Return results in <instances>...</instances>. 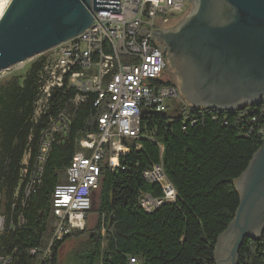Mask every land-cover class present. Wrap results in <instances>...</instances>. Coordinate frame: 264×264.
Listing matches in <instances>:
<instances>
[{
	"label": "trees",
	"instance_id": "1",
	"mask_svg": "<svg viewBox=\"0 0 264 264\" xmlns=\"http://www.w3.org/2000/svg\"><path fill=\"white\" fill-rule=\"evenodd\" d=\"M46 57L0 80L1 264H60L64 243L84 235V253L73 264H131V257L142 264H215L217 237L240 203L237 180L264 143V99L232 110L190 101L166 111L145 107L140 135L119 166L102 165L88 211L97 215L94 228L51 242L54 189L68 181L78 138L97 131L106 105L95 104V92L75 105L76 90L57 88L39 107ZM63 112L71 115L68 128L52 131L54 121H66ZM158 163L176 196L147 210L141 194L164 196L161 185L144 176ZM238 264H264V232L245 239Z\"/></svg>",
	"mask_w": 264,
	"mask_h": 264
},
{
	"label": "built area",
	"instance_id": "2",
	"mask_svg": "<svg viewBox=\"0 0 264 264\" xmlns=\"http://www.w3.org/2000/svg\"><path fill=\"white\" fill-rule=\"evenodd\" d=\"M99 1L102 8L95 11L88 28L47 50L50 53L44 52L47 57L41 72L39 107L42 108L43 101L57 88L76 90L72 101L75 105L92 92L97 94L95 104L106 105L98 117L97 131H88L78 138V148L67 168L68 181L58 183L54 189L56 220L51 242L86 227L102 165L119 166L120 156L140 135L136 113L145 107L168 110L181 97L178 87L166 82L165 54L153 31L179 21L189 12L191 1ZM109 41H116V49H109ZM63 115L66 121H54L52 131H66L71 115L66 112ZM48 146L49 141L45 140L43 151ZM144 176L160 184L164 192L162 198L141 194V204L147 210L164 199L175 198L176 189L162 164L145 169ZM130 263L142 264L133 257Z\"/></svg>",
	"mask_w": 264,
	"mask_h": 264
},
{
	"label": "water",
	"instance_id": "3",
	"mask_svg": "<svg viewBox=\"0 0 264 264\" xmlns=\"http://www.w3.org/2000/svg\"><path fill=\"white\" fill-rule=\"evenodd\" d=\"M174 27L157 28L194 105L232 110L264 99V0H190ZM99 0H10L0 17V72L88 28ZM240 203L219 234L215 264H238L246 238L264 232V143L237 180Z\"/></svg>",
	"mask_w": 264,
	"mask_h": 264
},
{
	"label": "rangeland",
	"instance_id": "4",
	"mask_svg": "<svg viewBox=\"0 0 264 264\" xmlns=\"http://www.w3.org/2000/svg\"><path fill=\"white\" fill-rule=\"evenodd\" d=\"M47 52L50 53V51H47ZM42 54H45V53H42ZM39 55H36L35 57L29 58V59H27L23 62H20L16 65H13L8 69L2 70L0 72V80L11 76V74H13V73L24 72L27 69V67L29 66L30 62ZM177 84L181 85V81L179 79H177ZM182 101L188 102V100L186 99L183 92H182L181 97H179V99H176L173 101V104L176 106V104H179L180 102L182 103ZM175 106H171L170 109L173 110ZM96 221H97V215L94 213H91L88 216V222H87V226L85 228H87V229L94 228V226L96 225ZM1 222L2 221L0 219V225H1ZM86 238H87V235L81 236L80 238L72 237V238L68 239L64 243V245L60 251V264H73V261L75 262V260L77 259V255L78 254L82 255L84 253V251H83L84 248H80V245H82L83 241H85ZM0 264H1V262H0Z\"/></svg>",
	"mask_w": 264,
	"mask_h": 264
},
{
	"label": "flooded vegetation",
	"instance_id": "5",
	"mask_svg": "<svg viewBox=\"0 0 264 264\" xmlns=\"http://www.w3.org/2000/svg\"><path fill=\"white\" fill-rule=\"evenodd\" d=\"M192 8H193V5H192V3H191V7H190L189 12L192 10ZM189 12H188V13H189ZM188 13H187V14H188ZM184 16H185V15H184ZM184 16H183V17H184ZM179 20H180V19H179ZM177 23H178V21L175 22V23H172V24H170V25H168V26H164V27H162V28L174 27ZM156 41H157V44L159 45V47L163 50V52H164V54H165V58H166V67H165V70H164V76H165V78H166L167 81H168V80L172 81L173 84L176 85V86L178 87L179 92H180V94L182 95V92H181V85H178V84H177V79H179V80L182 82V77H181V75L177 72V70H176V68L174 67V65L172 64V62H171V58H170V56L168 55V51H167L166 49H164L165 44H164L161 40H159V39H157V38H156Z\"/></svg>",
	"mask_w": 264,
	"mask_h": 264
},
{
	"label": "bare ground",
	"instance_id": "6",
	"mask_svg": "<svg viewBox=\"0 0 264 264\" xmlns=\"http://www.w3.org/2000/svg\"><path fill=\"white\" fill-rule=\"evenodd\" d=\"M10 0H0V17L3 14L6 6L8 5ZM94 16H95V12H94ZM109 49H116V41H109ZM157 111H166L167 109H155ZM141 112L142 110H140L138 113H136V127H138V129L140 128V117H141Z\"/></svg>",
	"mask_w": 264,
	"mask_h": 264
}]
</instances>
